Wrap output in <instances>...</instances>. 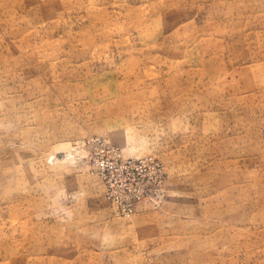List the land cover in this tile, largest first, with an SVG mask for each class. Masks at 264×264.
<instances>
[{"label":"rangeland","instance_id":"374dc122","mask_svg":"<svg viewBox=\"0 0 264 264\" xmlns=\"http://www.w3.org/2000/svg\"><path fill=\"white\" fill-rule=\"evenodd\" d=\"M0 264H264V0H0Z\"/></svg>","mask_w":264,"mask_h":264}]
</instances>
